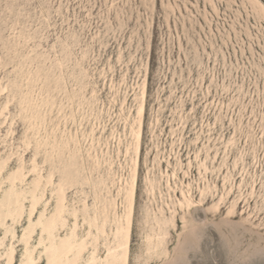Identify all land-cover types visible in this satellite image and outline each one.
<instances>
[{
  "label": "rangeland",
  "instance_id": "374dc122",
  "mask_svg": "<svg viewBox=\"0 0 264 264\" xmlns=\"http://www.w3.org/2000/svg\"><path fill=\"white\" fill-rule=\"evenodd\" d=\"M134 176L122 264H264V0H0V264H107Z\"/></svg>",
  "mask_w": 264,
  "mask_h": 264
},
{
  "label": "bare ground",
  "instance_id": "6f19581e",
  "mask_svg": "<svg viewBox=\"0 0 264 264\" xmlns=\"http://www.w3.org/2000/svg\"><path fill=\"white\" fill-rule=\"evenodd\" d=\"M144 113V104L142 103L139 107V115L142 116ZM139 125V124H138ZM138 143L141 139V126L140 130L138 131L137 137ZM137 144V143H136ZM135 182H136V176H134L133 183L131 186V190L129 192V207L128 211L126 213V222L121 223L117 226L116 233L117 235H121L122 242H119L117 245V249H113L110 251L109 256L106 258V263L107 264H114V263H124L127 260L128 252H129V238H130V233H131V216L133 214L134 210V198H135ZM19 195H17V200H18ZM119 222V221H118ZM105 224V223H104ZM53 226H48L47 228L49 230L52 229ZM105 232V230H104ZM69 237L68 239L64 240L61 242V245L59 244H53L51 245L50 248H52L53 256L51 263L49 264H62L64 262L63 256L65 255V252H61L60 249L63 247H68L72 249V238ZM81 249L84 248L80 247ZM30 258V257H29ZM24 264H34L33 260H25Z\"/></svg>",
  "mask_w": 264,
  "mask_h": 264
}]
</instances>
